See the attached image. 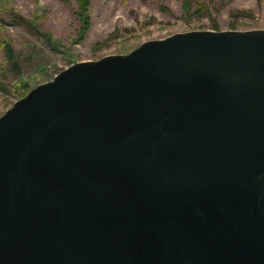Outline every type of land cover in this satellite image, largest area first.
<instances>
[{
    "label": "water",
    "instance_id": "1",
    "mask_svg": "<svg viewBox=\"0 0 264 264\" xmlns=\"http://www.w3.org/2000/svg\"><path fill=\"white\" fill-rule=\"evenodd\" d=\"M0 264H264V28L147 40L14 101Z\"/></svg>",
    "mask_w": 264,
    "mask_h": 264
},
{
    "label": "rangeland",
    "instance_id": "2",
    "mask_svg": "<svg viewBox=\"0 0 264 264\" xmlns=\"http://www.w3.org/2000/svg\"><path fill=\"white\" fill-rule=\"evenodd\" d=\"M210 9L223 3L209 17L180 18V0H90L89 27L77 41L78 22L74 0H0V115L38 84L49 81L68 65L125 54L141 42L191 30H251L264 28V0H203ZM244 17L233 20V11ZM28 22L36 33L17 24ZM13 52L17 73L5 61L3 44ZM100 44L98 48L95 44Z\"/></svg>",
    "mask_w": 264,
    "mask_h": 264
},
{
    "label": "trees",
    "instance_id": "3",
    "mask_svg": "<svg viewBox=\"0 0 264 264\" xmlns=\"http://www.w3.org/2000/svg\"><path fill=\"white\" fill-rule=\"evenodd\" d=\"M231 0H225V2H229ZM76 9H75V17L78 22V28L76 33L75 40L80 41L84 37L88 27H89V17H88V7L90 4V0H74ZM223 3L218 4L217 7L210 9L207 4L203 2V0H180V12L181 16L180 18L184 21H189L191 19H199L202 17H209L210 10L217 13L218 9H221L223 7ZM246 13L244 11H233L229 14L230 17L235 20L238 17H244ZM14 21L17 24L23 25L26 29H29L31 32H35V30L28 24V22L23 21L20 17H13ZM211 29L216 31L217 30V24L216 22H211ZM100 44H95L94 47L98 48ZM4 49V55H5V61L10 65V69L17 73V64L14 60L13 52L8 44L4 42L3 44ZM0 91L6 92L4 85L0 84Z\"/></svg>",
    "mask_w": 264,
    "mask_h": 264
}]
</instances>
